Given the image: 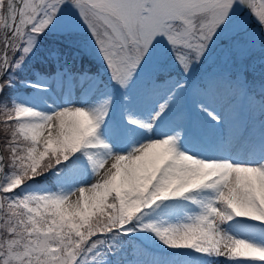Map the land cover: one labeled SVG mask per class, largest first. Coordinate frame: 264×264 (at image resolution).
I'll return each mask as SVG.
<instances>
[{
    "label": "snow or ice",
    "instance_id": "obj_1",
    "mask_svg": "<svg viewBox=\"0 0 264 264\" xmlns=\"http://www.w3.org/2000/svg\"><path fill=\"white\" fill-rule=\"evenodd\" d=\"M0 264H264V0H0Z\"/></svg>",
    "mask_w": 264,
    "mask_h": 264
},
{
    "label": "trees",
    "instance_id": "obj_2",
    "mask_svg": "<svg viewBox=\"0 0 264 264\" xmlns=\"http://www.w3.org/2000/svg\"><path fill=\"white\" fill-rule=\"evenodd\" d=\"M24 75H27V73H25Z\"/></svg>",
    "mask_w": 264,
    "mask_h": 264
}]
</instances>
